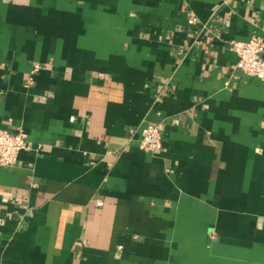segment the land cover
<instances>
[{
	"label": "crops",
	"instance_id": "obj_1",
	"mask_svg": "<svg viewBox=\"0 0 264 264\" xmlns=\"http://www.w3.org/2000/svg\"><path fill=\"white\" fill-rule=\"evenodd\" d=\"M253 36L264 0H0V264H264Z\"/></svg>",
	"mask_w": 264,
	"mask_h": 264
},
{
	"label": "built area",
	"instance_id": "obj_2",
	"mask_svg": "<svg viewBox=\"0 0 264 264\" xmlns=\"http://www.w3.org/2000/svg\"><path fill=\"white\" fill-rule=\"evenodd\" d=\"M229 50L236 56L235 67L246 76L259 79L264 84V41L253 36L247 41L232 40L228 43ZM38 69L35 67L34 71ZM162 147V134L158 126L148 123L141 131L139 148L153 153ZM27 135L22 132H0V166L16 165L21 152L29 150Z\"/></svg>",
	"mask_w": 264,
	"mask_h": 264
}]
</instances>
